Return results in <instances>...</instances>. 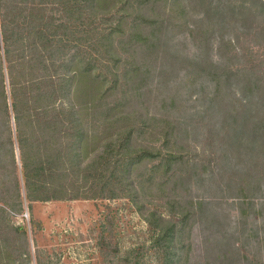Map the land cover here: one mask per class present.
I'll use <instances>...</instances> for the list:
<instances>
[{"label":"rangeland","instance_id":"374dc122","mask_svg":"<svg viewBox=\"0 0 264 264\" xmlns=\"http://www.w3.org/2000/svg\"><path fill=\"white\" fill-rule=\"evenodd\" d=\"M81 1L0 0V264H162L155 219L177 222L188 205L179 264H264V0H128L92 16L107 32L103 17L123 21L104 40L107 68L95 37L83 47ZM17 122L42 153L59 151L55 179L76 199L19 198ZM120 127L144 150L110 198ZM168 150L184 155L171 168L191 177L186 190L159 164Z\"/></svg>","mask_w":264,"mask_h":264},{"label":"trees","instance_id":"16d2710c","mask_svg":"<svg viewBox=\"0 0 264 264\" xmlns=\"http://www.w3.org/2000/svg\"><path fill=\"white\" fill-rule=\"evenodd\" d=\"M126 1L128 2V0H82L78 4L79 12L82 13V17H83V25H82V29L84 32L83 38H82L83 47H84V44L88 43L86 42L88 39L86 35L87 36L89 35L90 37L89 39H93V37H95L93 42L91 43V45L89 44V46H92V45L94 46L93 49L98 53L97 54L98 56H96L95 60L101 61L104 68L109 67V64L108 62L100 58V57H103V54L101 53V51L105 50V52L108 53L109 49H111L109 48V45H106L104 43V40H109V35L114 34V32L119 27L120 28L123 27L122 20L121 21L118 20L117 24H115V22H113V19L110 20L104 17L108 16L109 14H113L114 12L119 11L121 8L125 6ZM101 4H102L101 7H104L105 5H110V7L107 10H103L104 12H99L100 8L97 9V5H101ZM167 4L168 3H165V6H167ZM88 9L91 10L89 12L91 13L90 15L88 14ZM97 14H101L104 16L101 24L104 25V24L110 23V26L115 25L111 29V31L114 30V32H111V31L107 32V30L101 31L97 28V24H95L94 18L92 17ZM89 18L92 21L91 25L86 24V20ZM146 21L147 19L145 20V22ZM150 23L151 24L160 23V30L158 32L157 37H159L163 33L162 29L168 30V28L164 26L165 23L162 19L150 21ZM143 25H144V22H143ZM130 27L133 30H142L139 26L138 21H134V22L132 21V23L130 24ZM86 28L88 30H86ZM138 38L139 40H142V41L147 40V36L139 35ZM156 41L160 42L161 40H156ZM160 43L162 45V48L165 49V47L167 46V41L160 42ZM137 57L141 59L145 58V50H141L140 53L137 54ZM128 66L129 64L128 65L126 64L125 68L127 69ZM133 70H137V69L134 68L133 66ZM1 79H2V69L0 65V81ZM37 82L38 81L33 82L32 87H31V93L32 92L34 93L35 91L38 92L37 91L38 87L36 86ZM6 108L7 106H5V109ZM105 109H109V108L105 107ZM41 114H42V111H38L36 115L38 116ZM99 114L105 115L106 111L99 112ZM130 117H133V115L124 116V118H127L128 120L130 119ZM55 118H58V120L53 119L52 123L51 121L47 122L46 120L44 121L41 120L39 124L50 125L51 123L52 125H57V126L65 125V122L61 124V121L59 120L58 115H55ZM15 120L18 121V118H16ZM111 124L109 122L107 123V129H110L112 127ZM259 124L260 123L257 124L258 125L257 127L255 126L256 130L254 129V132H260L264 134V124H262L261 126ZM229 126L230 127L227 128V130L235 128V124H231ZM139 129L140 128H138L137 130ZM133 131H134L133 128L132 129L126 128V127L118 128V131L110 138V141L107 145L109 146L110 143L117 145L116 147L117 155L115 156V160H113V164L116 167L118 164H120V168H119L120 174L116 173L115 171L109 174L107 178L104 179L103 188L107 186L108 188L111 187L107 197H110V198L115 197L114 191L122 185L123 177L128 176V173H127L129 171L128 165L132 166L133 164H135L140 159L139 153H142V150H144L140 147H136L131 141V136H132ZM231 132H234V130H231ZM170 134L171 133L169 132V137H170ZM43 137H44V134H43ZM17 139H18V147H19L18 149H19V157H20V163H21V182L16 180L15 188L18 191L19 198L22 197L23 195V198L25 199V201L29 203L30 202H46V201H51V200H61L62 201V200L76 199L77 196L75 195H67L68 191H70L71 189H68L66 182L60 183L56 181L55 179V175H57V173L59 172L56 170L59 167L58 165L61 163L60 162L61 155L59 151H56L54 153L52 151L42 153L40 149H41V143H43V140L40 141V138L38 136H35L34 134L30 136L24 134L21 131V129H18V122H17ZM127 150H131L133 154L132 155L130 154V156H127V158H125L123 151H127ZM32 154L34 155L30 159ZM160 155H161L160 156L161 158H160L159 164H162L163 162L162 167L165 170L164 173L168 174L169 178H177L178 182L184 183V189L186 190V187L191 177L186 174L183 175V173H177L175 175V173L173 172L171 168L172 161L178 160V158L180 159L181 157H184V155L181 153L177 155L176 152H173L172 150H168L166 153L160 154ZM12 163H14L13 156H12ZM186 163L187 162L184 161V164ZM97 164H100V162H97ZM180 183H179V187L175 188V191L179 192L178 193L179 195L174 194L175 197H179L182 194V192H184L183 186H181ZM71 185L74 186L75 184L71 182ZM101 193H102V190L99 189L97 196H101ZM184 209H185V212L179 213L178 214L179 219L177 222H174V223L168 220L164 221V218H159V217L156 219L154 218L158 222V225H156V227H158L157 228L158 230H156V233L153 236L152 243H153V247L156 248L155 255L161 257L162 264H175V263L179 264L180 263L179 261L181 257L178 252L180 251V247H181L180 246L181 245L180 244L181 235H182L181 231L182 229H184V226L186 225V222L190 216L195 218L193 207H190L188 205V207H185ZM149 224L153 225L150 218H149Z\"/></svg>","mask_w":264,"mask_h":264}]
</instances>
